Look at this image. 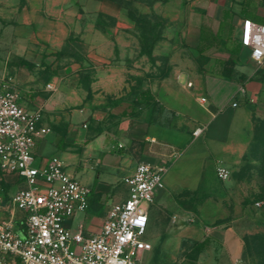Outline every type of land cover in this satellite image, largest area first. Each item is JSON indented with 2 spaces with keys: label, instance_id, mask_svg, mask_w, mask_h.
Returning a JSON list of instances; mask_svg holds the SVG:
<instances>
[{
  "label": "crops",
  "instance_id": "1",
  "mask_svg": "<svg viewBox=\"0 0 264 264\" xmlns=\"http://www.w3.org/2000/svg\"><path fill=\"white\" fill-rule=\"evenodd\" d=\"M154 1L160 15L172 13L185 20L188 43L205 62L180 86L162 81L146 87L154 103L135 106L132 115L127 114L131 101L114 115L80 107L69 91H54L61 78L46 70V64L37 67L36 60L45 55L40 62H52V54L64 49L72 50L77 61L94 64L125 55L132 48L131 29L117 38V28L101 30L97 20L116 18L118 9L130 15L136 0H0V77L13 78L20 104L39 110L41 124L49 129L33 148L38 164L56 155L68 174L90 188L87 209L68 218L67 227L98 233L106 210L128 195L124 178L144 161L166 170L164 187L147 206L146 241L153 249L142 252L137 264L146 258L157 264H234L229 225L215 224L230 211L245 210L244 204L228 198L219 209L211 206L210 197L218 180L227 197L251 193L264 201V71L252 68L254 62L239 39L243 19L264 25V0ZM232 49L238 52L231 54ZM244 51L251 62H243ZM198 126L204 129L193 136ZM217 164L230 170L228 178L216 175ZM21 187V178L5 175L0 189L4 201ZM257 200L247 210L262 221L264 206H255ZM7 215L0 208V219ZM22 215L15 212L16 227ZM91 217L96 222L90 224ZM203 240L207 243L202 250L192 249ZM224 251L226 263L221 262Z\"/></svg>",
  "mask_w": 264,
  "mask_h": 264
},
{
  "label": "built area",
  "instance_id": "2",
  "mask_svg": "<svg viewBox=\"0 0 264 264\" xmlns=\"http://www.w3.org/2000/svg\"><path fill=\"white\" fill-rule=\"evenodd\" d=\"M239 39L254 64L264 62L263 24L243 19ZM185 84L191 86L192 82ZM46 88L53 86L47 83ZM199 100L206 102V97ZM203 129L196 127L192 135H200ZM48 131L41 124L39 110L29 111L20 104L13 78L1 76L0 189L7 174L21 178L24 187L5 201L0 193V208L8 210L0 219V264H137L142 252L151 249L143 238L147 206L164 187L166 168L138 162L133 173L124 178L129 186L127 197L110 205L98 233L86 235L81 226L72 230L65 221L87 209L90 188L68 174L56 155L35 164L33 148ZM215 172L220 179L228 177V170L220 164ZM254 205L264 206V201L257 200ZM16 211L23 214L19 227L15 225Z\"/></svg>",
  "mask_w": 264,
  "mask_h": 264
},
{
  "label": "rangeland",
  "instance_id": "3",
  "mask_svg": "<svg viewBox=\"0 0 264 264\" xmlns=\"http://www.w3.org/2000/svg\"><path fill=\"white\" fill-rule=\"evenodd\" d=\"M136 1L130 15L125 9H118L116 18L109 15L97 20L101 30L111 26L117 28V38L123 36L124 29L127 31L131 29L132 48L125 55L107 59L100 64L79 62L77 55L68 49L52 54V62H40L45 55L37 58V67L46 64V70L56 73L61 78L54 91L65 89L80 107H88L98 115L103 113L114 115L131 101L135 93L148 86L165 81L170 87H176L182 85L184 80L190 79L193 69L197 68L199 62H205V59L204 56L198 55L188 43L184 34L185 20L176 18L172 13L160 15L153 7L154 0ZM119 33L122 34L121 37L118 36ZM242 59L243 62H251L246 51ZM252 68L262 72L264 62L259 65L252 63ZM193 105L199 107L197 104ZM37 159L35 158V164H38ZM229 173L230 170H228V176ZM215 182L216 188L213 196L210 197L213 200L210 203L211 206L222 208L229 198L230 202L242 203L245 208V210L230 211L223 222L215 224L220 226L221 223H228L229 225L235 243V254H237L234 264H264V220H257L247 210L248 205L259 197L251 193L242 196L235 192L227 197L220 182L218 180ZM261 189L264 190V184ZM105 209L106 207L101 215H104ZM219 209L217 213H223ZM262 218L264 219V214ZM94 222L96 218L93 217L90 224ZM149 237L150 234L147 231L143 238L147 240ZM151 249H153L152 245ZM148 253L147 251L146 255ZM220 256L221 262L226 263L225 251L221 252ZM186 259L190 258L186 256ZM164 262L171 264L169 260ZM142 264L157 263L146 258ZM204 264H207V260Z\"/></svg>",
  "mask_w": 264,
  "mask_h": 264
},
{
  "label": "trees",
  "instance_id": "4",
  "mask_svg": "<svg viewBox=\"0 0 264 264\" xmlns=\"http://www.w3.org/2000/svg\"><path fill=\"white\" fill-rule=\"evenodd\" d=\"M229 52L231 54H236L238 52V50L232 49ZM153 103H154V97L152 96L150 90L148 88H146V89L139 91V92L134 94L133 98L131 99L132 110L130 111V113H127V114L132 115L134 113L133 108L135 106L148 107V106L152 105ZM206 243H207V240H203L201 242H196L192 245V249L200 251L205 247Z\"/></svg>",
  "mask_w": 264,
  "mask_h": 264
}]
</instances>
